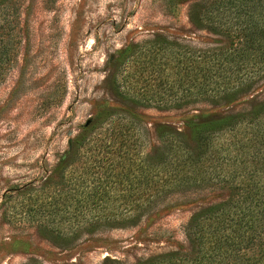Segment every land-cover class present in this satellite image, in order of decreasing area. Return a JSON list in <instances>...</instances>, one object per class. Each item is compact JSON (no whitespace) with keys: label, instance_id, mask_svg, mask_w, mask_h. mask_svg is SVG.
<instances>
[{"label":"rangeland","instance_id":"rangeland-1","mask_svg":"<svg viewBox=\"0 0 264 264\" xmlns=\"http://www.w3.org/2000/svg\"><path fill=\"white\" fill-rule=\"evenodd\" d=\"M172 1L0 0V62L8 63L0 80V264H99L105 256L134 264L185 247L191 214L226 197L219 185L172 193L136 224L83 233L69 246L47 239L27 214L57 179L53 170L76 165L69 160L82 151L72 144L91 122L101 130L127 127L142 153H152L161 128L165 139L175 131L188 137L191 119L243 112L264 100V80L221 105L159 109L118 96L143 90L140 57H124L127 48L154 37L193 47L219 43L190 22L188 1Z\"/></svg>","mask_w":264,"mask_h":264},{"label":"trees","instance_id":"trees-1","mask_svg":"<svg viewBox=\"0 0 264 264\" xmlns=\"http://www.w3.org/2000/svg\"><path fill=\"white\" fill-rule=\"evenodd\" d=\"M184 1L190 22L219 43L193 47L154 37L127 48L124 57H140L143 90L135 96L118 90L121 99L159 109L221 105L264 80V0ZM7 67L0 62V80ZM109 125H86L91 134L72 144L82 151L69 160L76 165L60 163L46 196L40 191L45 199L28 205L47 239L69 246L83 233L136 224L169 194L219 185L226 197L191 214L185 247L134 264H264V100L243 112L191 119L188 137L175 131L168 140L161 128L152 153H142L127 127ZM99 264L126 263L105 256Z\"/></svg>","mask_w":264,"mask_h":264}]
</instances>
